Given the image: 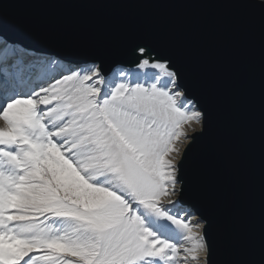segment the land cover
Wrapping results in <instances>:
<instances>
[{"label": "snow or ice", "instance_id": "snow-or-ice-1", "mask_svg": "<svg viewBox=\"0 0 264 264\" xmlns=\"http://www.w3.org/2000/svg\"><path fill=\"white\" fill-rule=\"evenodd\" d=\"M212 6L257 13L264 33V0ZM10 20L34 30L0 2V264H217L211 221L183 200L182 162L207 113L177 52L114 35L36 56L18 78L8 69L29 49ZM114 46L126 59L106 67ZM223 264H264V221Z\"/></svg>", "mask_w": 264, "mask_h": 264}, {"label": "water", "instance_id": "water-1", "mask_svg": "<svg viewBox=\"0 0 264 264\" xmlns=\"http://www.w3.org/2000/svg\"><path fill=\"white\" fill-rule=\"evenodd\" d=\"M7 34L29 51L86 52L132 34L177 52L189 89L207 113L188 146L183 200L211 221L217 264L264 221V33L257 13L212 6L215 0H0ZM82 57H73L74 60ZM126 59L119 46L106 58ZM193 205L195 207H193ZM199 209V212H197Z\"/></svg>", "mask_w": 264, "mask_h": 264}, {"label": "bare ground", "instance_id": "bare-ground-1", "mask_svg": "<svg viewBox=\"0 0 264 264\" xmlns=\"http://www.w3.org/2000/svg\"><path fill=\"white\" fill-rule=\"evenodd\" d=\"M36 56H49V55L38 53L35 51H29L28 57L25 59L24 64H19L18 67L8 69L10 75L14 77H18V78H24V79H27L29 76L34 75V72L31 68L30 61ZM3 68H4V64L2 61H0V77H2L3 75Z\"/></svg>", "mask_w": 264, "mask_h": 264}]
</instances>
